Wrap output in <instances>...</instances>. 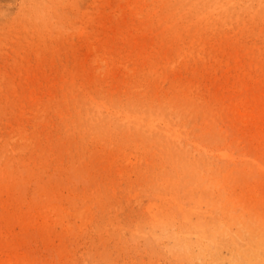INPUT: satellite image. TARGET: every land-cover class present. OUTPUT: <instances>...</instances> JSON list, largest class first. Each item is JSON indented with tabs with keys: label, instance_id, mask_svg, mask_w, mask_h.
Returning <instances> with one entry per match:
<instances>
[{
	"label": "rangeland",
	"instance_id": "rangeland-1",
	"mask_svg": "<svg viewBox=\"0 0 264 264\" xmlns=\"http://www.w3.org/2000/svg\"><path fill=\"white\" fill-rule=\"evenodd\" d=\"M243 1L0 0V184L3 183L0 185V258L12 264H264V245L254 243L257 232H261L259 227L264 228V224L255 227L251 222L254 215L264 216V90L260 91L261 87L264 89V0ZM235 15L238 17L234 18ZM223 36H227V40ZM249 47L251 50L248 51ZM214 58L218 59L215 61ZM224 59L228 60L227 66ZM257 65H261V69ZM29 91H33L32 94ZM42 93L45 94L42 96ZM244 97L246 102H243ZM217 99L219 102H215ZM228 155L232 159H227ZM35 162L39 163L37 168V164L32 165ZM227 168L228 171L232 169L231 174ZM222 182L224 186L221 187ZM25 199L33 204H28ZM202 200L209 206L212 202L214 206L210 208L206 202L202 204ZM63 211H68L66 219L61 217ZM45 212L48 217L46 214L43 217ZM80 219L84 221L76 222ZM55 222H58L57 226ZM5 234L8 235L6 238Z\"/></svg>",
	"mask_w": 264,
	"mask_h": 264
},
{
	"label": "bare ground",
	"instance_id": "bare-ground-1",
	"mask_svg": "<svg viewBox=\"0 0 264 264\" xmlns=\"http://www.w3.org/2000/svg\"><path fill=\"white\" fill-rule=\"evenodd\" d=\"M211 1H212V0H211ZM242 1H243V0H242ZM248 1H253V0H248ZM260 1H261V0H260ZM243 2H245V1H243ZM212 3H213V2H212ZM241 3H242V2H241ZM249 3H250V2H249ZM253 3H254V2H253ZM262 3H264V2H262ZM223 4H224V3H223ZM251 4H252V3H251ZM251 4H250V5H251ZM207 5H209L208 7L211 6V4H207ZM235 5H236V4H235ZM252 5H253V4H252ZM233 6H234V5H233ZM196 7L198 8V6H196ZM196 7H195V8H196ZM203 8H204V7H203ZM242 8H243V7H242ZM248 8H250V7H248ZM260 8H261V7H260ZM201 9H202V8H201ZM228 9H229V8H228ZM231 9H232V7H231ZM231 9H230V10H231ZM244 9H245V7H244ZM246 9H247V8H246ZM202 10H203V9H202ZM207 10H208V9H207ZM216 10H217V9H216ZM234 10H235V9H234ZM195 11H197V10H195ZM199 11H200V10H199ZM219 11L221 12V10H219ZM228 11H229V10H228ZM242 11H243V9H242ZM262 11H263V10H262ZM193 12H194V11H193ZM197 12H198V11H197ZM220 12H219V13H220ZM234 12H235V11H234ZM245 12H246V11H245ZM253 12H254V11H253ZM214 13H216V12H214ZM225 13H226V12H225ZM225 13H223V14H225ZM232 13H233V12H232ZM195 14H196V13H195ZM198 14H199V13H198ZM204 14H205V13H204ZM244 14H245V13H244ZM246 14H247V13H246ZM248 14H249V12H248ZM255 14L257 15V13H255ZM205 15H206V14H205ZM231 15H232V14H231ZM240 15H241V14H240ZM249 15H250V14H249ZM253 15H254V14H253ZM261 15H262V14H261ZM192 16H195V15H192ZM198 16H199V15H198ZM212 16H213V15H212ZM236 16H237V15H235L234 18H235ZM190 17H191V16H190ZM190 17H189V18H190ZM213 17H214V16H213ZM215 17H216V16H215ZM215 17H214V18H215ZM237 17H238V16H237ZM239 17H240V16H239ZM241 17H242V15H241ZM241 17H240V18H241ZM249 17H250V16H249ZM263 17H264V16H263ZM171 18H173V17H171ZM183 18H184V17H183ZM194 18H195V17H194ZM218 18H219V17H218ZM234 18L232 17L233 20H234ZM252 18H253V17H252ZM192 19H193V18H192ZM195 19H196V18H195ZM207 19H208V17L205 19V21H206ZM225 19H226V18H225ZM237 19H238V18H236V20H237ZM248 19H249V18H248ZM167 20H168V19H167ZM175 20H176V19H175ZM190 20H191V19H190ZM219 20H220V19H219ZM223 20H224V19H223ZM223 20H222V21H223ZM241 20H242V19H241ZM252 20H253V19H252ZM257 20H258V19H257ZM143 21H144V20H143ZM148 21H149V20H147V22H148ZM172 21H173V20H172ZM176 21H177V20H176ZM179 21H182V20H179ZM188 21H189V20H188ZM193 21H194V19H193ZM203 21H204V19H203ZM211 21H212V19H211ZM234 21H235V20H234ZM242 21H245V20H242ZM140 22H141V21H140ZM162 22H163V21H162ZM162 22H161V23H162ZM166 22H167V21H166ZM168 22H170V20H168ZM168 22H167V24H169ZM213 22H214V20H213ZM238 22H239V21H238ZM110 23H111V22H110ZM152 23H153V22H152ZM199 23H200V22H199ZM206 23H207V21H206ZM220 23H221V22H220ZM223 23H224V22H223ZM239 23H240V22H239ZM257 23H259V22H257ZM159 24H160V23H159ZM162 24H163V23H162ZM164 24H165V23H164ZM164 24H163V25H164ZM192 24H193V23H191V25H192ZM231 24H232V23H231ZM247 24H248V23H247ZM255 24H256V22H255ZM255 24H254V25H255ZM114 25H115V24H114ZM122 25H123V24H122ZM140 25H141V24H140ZM163 25H162V26H163ZM175 25L177 26V24H175ZM182 25H183V24H182ZM189 25H190V24H189ZM202 25H203V24H202ZM211 25H213V24H211ZM234 25H235V24H234ZM234 25H231V26L234 27ZM239 25H240V24H239ZM244 25H245V24H244ZM152 26H153V25H152ZM157 26H158V24H157ZM220 26H222V25H220ZM231 26H230V27H231ZM260 26H261V25H260ZM155 27H156V24H155ZM174 27H175V26H174ZM177 27H180V26H177ZM206 27H207V26H206ZM240 27H241V25H240ZM245 27H246V26H245ZM120 28H121V27H120ZM136 28H137V27H136ZM140 28H141V27H140ZM159 28H160V27H159ZM170 28L172 29V26H171ZM175 28H176V27H175ZM181 28H182V26H181ZM200 28H201V27H200ZM200 28H199V29H200ZM202 28H203V27H202ZM204 28H205V27H204ZM227 28H228V27H227ZM248 28H249V27H248ZM132 29H133V27H132ZM166 29H167V28H166ZM189 29H190V27H189ZM199 29H198L197 31H200ZM206 29H208V28H206ZM103 30H104V29H103ZM133 30H134V29H133ZM176 30H177V28H176ZM184 30H185V29H184ZM186 30H187V29H186ZM191 30H192V29H191ZM194 30H196V29L193 28V31H194ZM235 30H237V29H235ZM242 30H243V29H242ZM242 30H241V31H242ZM131 31H132V30H131ZM131 31H130V32H131ZM173 31H175V29H174ZM226 31H227V30H226ZM162 32H163V31H162ZM166 32H167V31H166ZM190 32H191V31H190ZM194 32H195V31H194ZM201 32H202V31H201ZM201 32H200V33H201ZM207 32H208V31H207ZM219 32H220V31H219ZM224 32H225V31H224ZM237 32H238V31H237ZM78 33H79V32H78ZM110 33H111V32H110ZM152 33H153V32H152ZM152 33H151V34H152ZM154 33H155V32H154ZM178 33H179V32H178ZM183 33H184V32H183ZM192 33H193V32H192ZM215 33H216V31H215ZM220 33H221V32H220ZM226 33H227V32H226ZM235 33H236V32H235ZM239 33H240V32H239ZM243 33H244V31H243ZM83 34H84V32H83ZM85 34H86V32H85ZM85 34H84V35H85ZM97 34H98V33H97ZM130 34H131V33H130ZM133 34H134V33H133ZM160 34H161V32H160ZM176 34H177V33H176ZM176 34H175V35H176ZM188 34H189V32H188ZM193 34H194V33H193ZM193 34H192V36H196V35H193ZM203 34H204V33H203ZM228 34H229V32H228ZM228 34H227V35H228ZM230 34H231V33H230ZM259 34H260V33H259ZM81 35H82V34H81ZM81 35H80V36H81ZM146 35H147V34H146ZM156 35H157V34H155V36H156ZM158 35H159V34H158ZM158 35H157V36H158ZM163 35H164V32H163ZM172 35H174V34H172ZM172 35H171V36H172ZM185 35H186V34H185ZM197 35H198V34H197ZM219 35L221 36V35H223V33H222V34H219ZM80 36H79V38H80ZM99 36H100V35H99ZM153 36H154V35H153ZM186 36L189 37V35H186ZM186 36H185V37H186ZM190 36H191V35H190ZM199 36H200V35H199ZM220 36H219V37H220ZM229 36H230V35H229ZM250 36H251V35H250ZM255 36L257 37V35H255ZM259 36H260V35H259ZM57 37H58V35H57ZM83 37H84V36H83ZM138 37H139V36H138ZM138 37H137V38H138ZM143 37H145V35H144ZM143 37H142V38H143ZM147 37H148V36H147ZM161 37H162V36H161ZM174 37H175V36H174ZM181 37H182V36H181ZM183 37H184V36H183ZM188 37H186V38H188ZM200 37H201V36H200ZM204 37H206V35H205ZM209 37H211V36H209ZM223 37L226 39L227 36H226V37L223 36ZM223 37H222V39H223ZM237 37H238V35H237ZM261 37H262V36H261ZM261 37H260V38H261ZM72 38H73V37H72ZM75 38H77V37H75ZM87 38H88V37H87ZM90 38H91V37H90ZM145 38H146V37H145ZM171 38H172L173 40L175 39V38H173V37H171ZM171 38H170V39H171ZM177 38H178V37H177ZM192 38H193V37H192ZM233 38H234V37H233ZM252 38H253V37H252ZM81 39H82V37H81ZM81 39H80V40H81ZM100 39L102 40V38H100ZM178 39H181L180 36H179ZM184 39H185V38H184ZM188 39H189V38H188ZM205 39H206V38H205ZM205 39H204V40H205ZM207 39H209V38H207ZM207 39H206V40H207ZM215 39H216V38H215ZM249 39H251V37H250ZM263 39H264V38H263ZM73 40H75V39H73ZM97 40H98V39H97ZM126 40H127V39H126ZM126 40H125V41H126ZM142 40H143V39H142ZM161 40H162V39H161ZM168 40H169V39H168ZM173 40H172L171 43H173ZM182 40H183V39H182ZM196 40H197V39H196ZM199 40H200V39H199ZM210 40H211V39H210ZM226 40H227V39H226ZM226 40H224V41H226ZM247 40H248V39H247ZM82 41H83V40H82ZM102 41H103V40H102ZM143 41H144V40H143ZM170 41H171V40H170ZM176 41H177V40H176ZM178 41H179V40H178ZM201 41H202V40H201ZM214 41H215V40H214ZM214 41H213V42H214ZM217 41H218V40H217ZM217 41H216V42H217ZM219 41H220V40H219ZM254 41H255V39H254ZM110 42H111V41H110ZM123 42H124V41H123ZM139 42L141 43V41H139ZM139 42H138V43H139ZM179 42H180V41H179ZM202 42H203V41H202ZM205 42H206V41H205ZM237 42H239V41H237ZM237 42H236V43H237ZM74 43H75V42H74ZM85 43H86V42H85ZM114 43H115V42H114ZM140 43H139V44H140ZM161 43H162V42H161ZM177 43H178V42H177ZM189 43H190V42H189ZM193 43H194V42L192 41V44H193ZM197 43H198V42H197ZM203 43H204V42H203ZM218 43H219V42H218ZM226 43H228V42H226ZM240 43L242 44L241 41H240ZM246 43H247V41H246ZM70 44H72V43H70ZM89 44H90V43H89ZM126 44H127V43H126ZM149 44H150V43H149ZM162 44H163V43H162ZM167 44H168V43H167ZM169 44H170V42H169ZM174 44H176V43L174 42ZM180 44H181V43H180ZM213 44H214V43H213ZM213 44H212V45H213ZM233 44H234V43H233ZM237 44H238V43H237ZM237 44H236V45H237ZM251 44H252V43H251ZM260 44H261V42H260ZM260 44H259V46H260ZM74 45H75V44H74ZM143 45H144V44H143ZM159 45H160V44H159ZM172 45H173V44H172ZM205 45H206V44H205ZM205 45H204V47H205ZM209 45L211 46V44H209ZM223 45H226V44H223ZM231 45H232V44H231ZM242 45H243V44H242ZM242 45H241V46H242ZM245 45H246V44H245ZM253 45H255V44H253ZM261 45H262V44H261ZM54 46H55V45H54ZM69 46H70V45H69ZM79 46H80V45H79ZM168 46H169V45H168ZM170 46H171V44H170ZM170 46H169V47H170ZM188 46H189V45H188ZM218 46H219V45H218ZM227 46H229V44H228ZM239 46H240V45H239ZM247 46H249V45H247ZM247 46H246V47H247ZM255 46H256V45H255ZM73 47H74V46H73ZM120 47H121V46H120ZM135 47H136V46H135ZM200 47H201V46H200ZM202 47H203V46H202ZM216 47H217V46H216ZM216 47H215V48H216ZM233 47H234V49H235V46H233ZM237 47H238V46H236V49H238ZM252 47H253V46H252ZM52 48H53V46H52ZM75 48H76V46H75ZM75 48H73V49H75ZM91 48H92V47H90V50H92ZM93 48H94V47H93ZM129 48H130V47H129ZM133 48H134V46H133ZM139 48H140V47H139ZM139 48H138V49H139ZM184 48H185V47H184ZM194 48H195V47H194ZM213 48H214V47H213ZM239 48H240V47H239ZM253 48H254V47H253ZM260 48H262V47H260ZM260 48H259V49H260ZM54 49H55V48H54ZM68 49H70V48H68ZM76 49H77V48H76ZM76 49H75V50H76ZM78 49H79V48H78ZM200 49H201V48H200ZM219 49H220V48H219ZM227 49H228V48H227ZM244 49H245V46H244ZM255 49H257V48H255ZM255 49H253V50H255ZM52 50H53V49H52ZM58 50H59V49H58ZM70 50H71V49H70ZM81 50H82V49H81ZM85 50H86V49H85ZM133 50H134V49H133ZM133 50H132V51H133ZM155 50H156V49H155ZM175 50H176V47H175ZM210 50H211V49H210ZM238 50H239V49H238ZM247 50H248V51L251 50V47H249ZM54 51H55V50H54ZM110 51H111V50H110ZM137 51H138V50H137ZM139 51H140V50H139ZM139 51H138V52H139ZM186 51H187V50H186ZM196 51H197V50H196ZM199 51H200V50H199ZM199 51H198V52H199ZM206 51H207V50H206ZM74 52H75V51H74ZM86 52H87V51H85V53H86ZM100 52H101V51H100ZM158 52H159V51H158ZM207 52H208V51H207ZM215 52H216V50H215ZM232 52L234 53V51H232ZM232 52H231V53H232ZM236 52H237V50H236ZM241 52H242V51H241ZM250 52H251V51H250ZM263 52H264V51H263ZM55 53L57 54V52H55ZM71 53H72V52H71ZM87 53H88V52H87ZM87 53H86V54H87ZM94 53H95V52H94ZM110 53H111V52H110ZM201 53H202V52H201ZM224 53H225V52H224ZM246 53L248 54V52H246ZM68 54H69V53H68ZM74 54H75V53H74ZM82 54H83V53H82ZM95 54H96V53H95ZM126 54H127V53H126ZM217 54H218V53H217ZM217 54H216V55H217ZM228 54H229V53H228ZM240 54H241V53H240ZM254 54H255V53H254ZM111 55H112V54H111ZM156 55H157V54H156ZM188 55H189V54H188ZM218 55H219V54H218ZM221 55L223 56V54H221ZM230 55H231V54H230ZM241 55H242V54H241ZM256 55H257V53H256ZM148 56H149V55H148ZM152 56H153V55H152ZM160 56H161V55H160ZM167 56H168V55H167ZM184 56H185V55H184ZM222 56H219V57H222ZM54 57H55V56H54ZM73 57H74V56H73ZM85 57H86V56H85ZM85 57H84V58H85ZM103 57H104V56H103ZM125 57H126V56H125ZM156 57H157V56H156ZM216 57H217V56H216ZM226 57H227V56H226ZM230 57H231V56H229L228 58H230ZM241 57H242V56H241ZM247 57H248V56H247ZM260 57H261V56H260ZM86 58H88V57H86ZM182 58H183V57H182ZM212 58H213V57H212ZM223 58H224V57H223ZM234 58H235V57H234ZM244 58H245V57H244ZM252 58H253V57H252ZM54 59H55V58H54ZM92 59H94V57H92ZM95 59H96V58H95ZM180 59H181V58H180ZM214 59H215V58H214ZM217 59H218V58H217ZM217 59H215V61H216ZM220 59H221V58H220ZM231 59L233 60V58H231ZM231 59H230V60H231ZM246 59H247V58H246ZM150 60H151V59H150ZM224 60H225V59H224ZM238 60H239V59H238ZM82 61H83V59H82ZM92 61H93V60H92ZM97 61H98V60H97ZM97 61H96V62H97ZM102 61H103V60H102ZM104 61H105V60H104ZM156 61H157V59H156ZM156 61H155V62H156ZM169 61H170V60H169ZM212 61H213V60H212ZM227 61H228V60H227ZM227 61L225 60L224 63H226ZM245 61H246V60H245ZM253 61H254V60H253ZM126 62H127V61H126ZM219 62H221V61H219ZM251 62H252V61H251ZM251 62H250V63H251ZM256 62H258V61H256ZM103 63H104V62H103ZM123 63H125V62H123ZM213 63H214V62H213ZM233 63H234V62H233ZM233 63H232V64H233ZM250 63H249V64H250ZM134 64H135V63H134ZM214 64H215V63H214ZM220 64H223V63H220ZM227 64H228V63H226V66H227ZM232 64L230 63V65H232ZM240 64H241V63H240ZM240 64L238 63L237 65L240 66ZM260 64H261V63H260ZM92 65H93V64H92ZM98 65H99V64H98ZM105 65H107V64H105ZM155 65H157V64H155ZM173 65H174V64H173ZM262 65H263V62H262ZM239 66H238V67H239ZM247 66H248V65H247ZM247 66H246V67H247ZM255 66H256V65H255ZM258 66H259V68H260L261 65H257V67H258ZM92 67H93V66H92ZM94 67H95V66H94ZM105 67H106V66H105ZM105 67H104V69H105ZM213 67H214V66H213ZM241 67H242V66H241ZM97 68H98V67H97ZM97 68H94V70L97 69ZM99 68H100V67H99ZM106 68H107V67H106ZM217 68H218V67H217ZM224 68H225V67H224ZM244 68H245V67H244ZM129 69L132 70L131 68H129ZM218 69H219V68H218ZM218 69H217V70H218ZM221 69H222V68H221ZM234 69H235V67L233 68V70H234ZM238 69H240V68H238ZM248 69H249V68H248ZM254 69H256V68H254ZM260 69H261V68H260ZM92 70H93V68H92ZM117 70H118V69H117ZM141 70H142V69H141ZM233 70H232V71H233ZM240 70H241V69H240ZM243 70H244V69H243ZM54 71H55V70H54ZM58 71H59V70H58ZM99 71H100V70H99ZM106 71H107V70H106ZM121 71H122V70H121ZM126 71H127V70H125V72H126ZM222 71H223V69H222ZM232 71L230 72L231 74L233 73ZM234 71H235V70H234ZM241 71H242V70H241ZM244 71H245V70H244ZM249 71H250V70H249ZM130 72H131V71H130ZM132 72H133V71H132ZM237 72H238V71H237ZM242 72H243V71H242ZM242 72H241V73H242ZM250 72H251V71H250ZM32 73H33V72H32ZM90 73H91V72H90ZM98 73H99V72H98ZM102 73H103V72H102ZM227 73H228V71H227ZM234 73H235V72H234ZM238 73H239V72H238ZM256 73H257V72H256ZM258 73H259V72H258ZM51 74H52V73H51ZM58 74H59V73H58ZM91 74H92V73H91ZM95 74H96V72H95ZM118 74H119V73H118ZM126 74H127V72H126ZM135 74H136V73H135ZM225 74H226V73H225ZM243 74H244V73H243ZM243 74H242V75H243ZM245 74H246V73H245ZM249 74H250V73H249ZM263 74H264V73H263ZM37 75H38V74H37ZM61 75H62V74H61ZM80 75H81V74H80ZM80 75H79V76H80ZM82 75H83V74H82ZM103 75L105 76V74H103ZM103 75H101V76H103ZM148 75H149V74H148ZM202 75H203V74H202ZM205 75H206V74H205ZM226 75H227V74H226ZM253 75H254V74H253ZM28 76H29V75H28ZM45 76H46V74H45ZM50 76H51V75H50ZM95 76H97V75H95ZM104 76H103V78H104ZM115 76H117V74H116ZM203 76H204V75H203ZM224 76H225V75H224ZM243 76H244V75H243ZM243 76H242V77H243ZM246 76L249 77V75H246ZM263 76H264V75H263ZM15 77H16V76H15ZM30 77H31V75H30ZM51 77H52V76H51ZM56 77H57V76H56ZM229 77H230V76H229ZM233 77H234V75H233ZM251 77H252V76H251ZM261 77H262V76H261ZM48 78H49V77H47L46 79H48ZM53 78H54V77H53ZM79 78H80V77H79ZM98 78H99V77H98ZM111 78H112V77H111ZM118 78L120 79L119 76H118ZM207 78H208V77H207ZM209 78H210V77H209ZM225 78H226V77H225ZM236 78L239 79V77H236ZM254 78H255V77H254ZM57 79H58V78H57ZM106 79H107V78H106ZM153 79H154V78H153ZM200 79H201V78H200ZM211 79H212V78H211ZM213 79H214V78H213ZM226 79L228 80L229 78L227 77ZM234 79H235V78H234ZM241 79H242V78H241ZM244 79H246V78H244ZM258 79H260V78H258ZM263 79H264V77H263ZM54 80H55V79H54ZM58 80H59V79H58ZM197 80H198V79H197ZM201 80H202V79H201ZM207 80H208V79H207ZM209 80H210V79H209ZM214 80H215V79H214ZM219 80H220V78H219ZM19 81H20V80H19ZM55 81H57V80H55ZM84 81H85V80H84ZM100 81H101V80H100ZM117 81H118V80H117ZM135 81H136V79H135ZM203 81H204V80H203ZM210 81H211V80H210ZM216 81H217V80H216ZM220 81H221V80H220ZM231 81L233 82V80H231ZM236 81H237V80H235V82H236ZM250 81L252 82L251 79H250ZM261 81H262V80H261ZM57 82H58V81H57ZM57 82H55V83H57ZM189 82H190V81H189ZM205 82H206V81H205ZM226 82H227V81H226ZM258 82H259V81H258ZM23 83H24V82H23ZM55 83H54V84H55ZM68 83L70 84L69 81H68ZM68 83H67V84H68ZM73 83H74V82H73ZM83 83H84V82H83ZM97 83H98V82H97ZM117 83H118V82H117ZM130 83H131V82H130ZM194 83H195V81H194ZM201 83H202V82H201ZM220 83H221V82H220ZM233 83H234V82H233ZM247 83H248V82H247ZM247 83H246V84H247ZM260 83H261V82H260ZM260 83H259V84H260ZM262 83H263V82H262ZM17 84H19V83H17ZM29 84H30V83H29ZM65 84H66V82H65ZM79 84H80V83H79ZM84 84H85V83H84ZM139 84H140V83H139ZM206 84H207V83H206ZM215 84H217V83L215 82ZM222 84H224V83H221V85H222ZM228 84H229V83H228ZM234 84H235V83H234ZM238 84L243 86V84H240V83H238ZM244 84H245V83H244ZM25 85H26V84H25ZM48 85H49V84H48ZM62 85H63V84H62ZM62 85H60V86H62ZM110 85H111V84H110ZM112 85H113V84H112ZM198 85H199V84H198ZM201 85H202V84H201ZM260 85H261V84H260ZM60 86H59V87H60ZM75 86H76V84H75ZM75 86H74V87H75ZM81 86H82V85H81ZM81 86H80V87H81ZM84 86H85V85H84ZM140 86H141V85H140ZM203 86H205V85H203ZM207 86H208V84H207ZM224 86H225V85H224ZM230 86H231V85H230ZM242 86H241V88H242ZM245 86H247V85H245ZM256 86H257V85L255 84V87H256ZM2 87H3V86H2ZM6 87H7V86H6ZM8 87H9V85H8ZM15 87H17V86H15ZM15 87H14V88H15ZM26 87H27V86H26ZM32 87H33V86H32ZM43 87H44V86H43ZM47 87H48V86H47ZM52 87H53V86H52ZM67 87H68V86H67ZM71 87L73 88L72 85H71ZM88 87H89V86H88ZM91 87H92V86H91ZM133 87H134V86H133ZM138 87H139V86H138ZM185 87H187V86H185ZM218 87H222V86H218ZM218 87H216V89H217ZM233 87H234V86H233ZM253 87H254V86H253ZM253 87H252V89H253ZM263 87H264V83H263ZM49 88H50V85H49ZM69 88H70V87H69ZM75 88H76V87H75ZM78 88H79V87H78ZM81 88H82V87H81ZM81 88H79V89H81ZM110 88H111V87H110ZM110 88H109V89H110ZM204 88H205V87H204ZM226 88L229 90L228 85H227ZM249 88H250V87H249ZM249 88H248V89H249ZM15 89H16V88H15ZM17 89H18V88H17ZM23 89H24V88H23ZM34 89H36V88H34ZM34 89H33V90H34ZM50 89H51V88H50ZM101 89H102V88H101ZM115 89H116V87H115ZM121 89H122V88H121ZM208 89H209V88H208ZM210 89H211V88H210ZM218 89H219V88H218ZM221 89H222V88H221ZM224 89H225V88H224ZM235 89H236V88H235ZM243 89H244V88H243ZM261 89H262V90H260V91H263V90H264L262 87H261ZM76 90H77V89H76ZM93 90H94V89H93ZM104 90H105V89H104ZM111 90H114V89L112 88ZM193 90H194V89H193ZM193 90H192V91H193ZM197 90H198V88H197ZM206 90H207V89H206ZM233 90H234V89H233ZM2 91H3V90H2ZM8 91H9V90H8ZM14 91H15V90H14ZM68 91H70V89H69ZM107 91H108V89H107ZM116 91H117V90H116ZM242 91H243V90H242ZM242 91H241V92H242ZM246 91H248V90H246ZM254 91H255V90H254ZM3 92H5V91H3ZM31 92H33V91H31ZM31 92L29 91V93H31ZM48 92H51V91H48ZM48 92H47V93H48ZM65 92H66V91H65ZM97 92H98V91H97ZM111 92H112V91H111ZM113 92H114V91H113ZM113 92H112V93H113ZM185 92H186V91H185ZM224 92H225V91H224ZM224 92H223V94H224ZM232 92H233V91H232ZM235 92H239V91H235ZM249 92H250V91H249ZM15 93H16V91H15ZM38 93H39V92H38ZM47 93H46V94H47ZM67 93H68V92H67ZM71 93H72V92H71ZM89 93H90V91H89ZM102 93H103V92H102ZM112 93H111V94H112ZM150 93H151V92H150ZM153 93H154V92H153ZM156 93H157V92H156ZM167 93H168V92H167ZM169 93H170V92H169ZM194 93H195V92H194ZM196 93H197V92H196ZM246 93H247V92H246ZM246 93H245V94H246ZM250 93H251V92H250ZM253 93H254V92H253ZM31 94H32V93H31ZM34 94H35V93H34ZM43 94H45V93H42V96H43ZM65 94H66V93H65ZM68 94H69V93H68ZM68 94H66V95H68ZM72 94H73V93H72ZM75 94H76V93H75ZM186 94H187V93H186ZM197 94H198V93H197ZM206 94H207V93H206ZM217 94H218V92H217ZM219 94H221V93H219ZM231 94H232V93H231ZM234 94L236 95L237 93H234ZM234 94H233V96H234ZM247 94H248V93H247ZM254 94H255V93H254ZM258 94H259V93H258ZM260 94H261V93H260ZM260 94H259V96H260ZM263 94H264V93H263ZM7 95H8V94H7ZM24 95H25V94H24ZM52 95H53V94H52ZM66 95H65V96H66ZM73 95H74V94H73ZM90 95H91V94H90ZM103 95H104V94H103ZM128 95H129V94H128ZM213 95H214V94H213ZM221 95H222V94H221ZM221 95H220V96H221ZM227 95H228V94H227ZM227 95H226V97H228ZM241 95H242V94H241ZM249 95H250V94H249ZM5 96H6V95H5ZM29 96H30V94H29ZM31 96H32V95H31ZM57 96H58V95H57ZM61 96H62V95H61ZM68 96H72V95H68ZM80 96H81V95H80ZM104 96L106 97V95H104ZM113 96H114V95H113ZM131 96H132V95H131ZM153 96H154V95H153ZM165 96H166V95H165ZM185 96H186V95H185ZM189 96H191V95H189ZM196 96H197V95H196ZM244 96H245V95H244ZM17 97H18V96H17ZM26 97H27V96H26ZM26 97H25V99H26ZM32 97H33V96H32ZM39 97H40V96H38V98H39ZM66 97H67V96H66ZM74 97H75V96H74ZM89 97H90V96H89ZM93 97L95 98V96H93ZM105 97H104V98H105ZM125 97H126V96H125ZM136 97H137V96H136ZM138 97H139V96H138ZM154 97H155V96H154ZM201 97H202V96H201ZM204 97H205V96H204ZM245 97H246V96H245ZM245 97H244V99H243V102H246V101H245ZM257 97H258V95H257ZM257 97H254V98L256 99ZM8 98H9V97H8ZM15 98H16V96H15ZM57 98H58V97H57ZM71 98H72V97H71ZM77 98H78V97H77ZM104 98H102V99L104 100ZM172 98H173V100H174V97H172ZM175 98H176V97H175ZM183 98H184V96H183ZM190 98H191V97H190ZM196 98H197V97H196ZM207 98H208V97H207ZM215 98H218V97L215 96ZM219 98H220V97H219ZM219 98H218V99H219ZM248 98H250V97L248 96ZM1 99H2V98H1ZM33 99H35V98H33ZM33 99H32V100H33ZM36 99H37V98H36ZM36 99H35V100H36ZM40 99H41V98H40ZM55 99H56V98H55ZM78 99H79V98H78ZM86 99H87V98H86ZM92 99H93V98H92ZM108 99H109V97H108ZM116 99H117V98H116ZM119 99H120V97H119ZM123 99H124V98H123ZM165 99H166V98H165ZM209 99H210V97H209ZM218 99H217V101H215V102H219L220 99H219V100H218ZM221 99H222V98H221ZM223 99H224V98H223ZM225 99H226V98H225ZM251 99H253V98L251 97ZM258 99H259V98H258ZM21 100H23V99L21 98ZM26 100H28V99H26ZM29 100H30V99H29ZM35 100H34V101H35ZM42 100H43V99H42ZM66 100L69 101V98H68V99L66 98ZM94 100H95V99H94ZM113 100H114V99H113ZM176 100L178 101V99H176ZM246 100H247V99H246ZM253 100H254V99H253ZM259 100H260V99H259ZM24 101H25V100H24ZM44 101H46V100H44ZM50 101H51V99H50ZM72 101H73V99H72ZM78 101H79V100H78ZM109 101H110V100H109ZM109 101H108V102H109ZM141 101H142V100H141ZM161 101H162V100H161ZM184 101H185V100H184ZM190 101H191V100H190ZM209 101H212V100H209ZM221 101H222V100H221ZM239 101H240V99H239ZM239 101H238V102H239ZM241 101H242V98H241ZM255 101H256V100H255ZM10 102H11V101H10ZM20 102H21V101H20ZM26 102H29V101H26ZM26 102H25V103H26ZM62 102H63V101H62ZM62 102H61V103H62ZM84 102H85V101H84ZM84 102H83V103H84ZM159 102H160V101H159ZM185 102H186V101H185ZM198 102H199V101H198ZM198 102H197V103H198ZM248 102H249V101H248ZM32 103H33V101H32ZM32 103H31V104H32ZM36 103H37V102H36ZM39 103H40V101H39ZM66 103H67V102H66ZM70 103H72V102H70ZM79 103H80V101H79ZM83 103H82V104H83ZM116 103L118 104V102H116ZM116 103H115V104H116ZM119 103H120V102H119ZM133 103H134V102H133ZM138 103H139V102H138ZM180 103H181V102H180ZM190 103H191V102H190ZM210 103H211V102H210ZM239 103H240V102H239ZM249 103H250V102H249ZM249 103H247V104H249ZM252 103H253V101H252ZM263 103H264V102H263ZM263 103H262V104H263ZM20 104H21V103H20ZM23 104H24V103H23ZM46 104H48V103H46ZM46 104H45V105H46ZM77 104H78V103H77ZM86 104H87V103H86ZM112 104H113V102H112ZM112 104H111V105H112ZM134 104H136V103H134ZM148 104H149V103H148ZM148 104H147V105H148ZM157 104H158V103H157ZM176 104H177V103H176ZM199 104H201V103H199ZM215 104H216V103H215ZM226 104H227V103H226ZM253 104H254V103H253ZM256 104H257V103H256ZM11 105H12V104H10V107H12ZM43 105H44V104H43ZM64 105H65V104H64ZM68 105H70V104H68ZM68 105H67V106H68ZM93 105H95V104H93ZM139 105H140V104H139ZM150 105H151V104H150ZM170 105H171V104H170ZM180 105H181V104H180ZM224 105H225V104H224ZM241 105H242V104H241ZM241 105H240V107H241V109H242V106H243V105H242V106H241ZM13 106H14V105H13ZM29 106H30V105H29ZM57 106H58V105H57ZM84 106H85V105H84ZM109 106H110V105H109ZM151 106H152V105H151ZM157 106H158V105H157ZM160 106L162 107V105H160ZM231 106H232V105H231ZM251 106H252V105H251ZM257 106H259V105H257ZM257 106H256V107H257ZM1 107H3V106H1ZM23 107H24V105H23ZM25 107H27V106H25ZM37 107H38V106H37ZM53 107H55V106H53ZM63 107H64V106H63ZM78 107H80V106H78ZM130 107L132 108L131 110H133L134 107H132V104H131ZM135 107H136V105H135ZM137 107H139V106H137ZM143 107H144V106H143ZM177 107H178V106H177ZM179 107H182V106H179ZM184 107H185V105H184ZM218 107H219V106H218ZM232 107H233V106H232ZM240 107H238V108H240ZM246 107H248V106H246ZM246 107L244 106V108H246ZM256 107H255V108H256ZM261 107H262V106H261ZM261 107H260V108H261ZM20 108H22V106H21ZM64 108H65V107H64ZM66 108H67V107H66ZM82 108H83V107H82ZM220 108H222V106H220ZM220 108H219V109H220ZM228 108H229V107H228ZM249 108H250V107H249ZM6 109H7V108H6ZM87 109H88V108H87ZM87 109H86V110H87ZM96 109H97V108H96ZM110 109H111V108H110ZM126 109H127V108H126ZM166 109H167V108H166ZM180 109H181V108H180ZM186 109H187V108H186ZM186 109H184V110H186ZM195 109H197V108H195ZM198 109H199V108H198ZM230 109H231V107H230ZM233 109H235V108H233ZM21 110H22V112H23V109H21ZM21 110H19V114L21 113ZM42 110H43V108L41 109V111H42ZM48 110H50V109H48ZM65 110H66V109H65ZM77 110H78V109H77ZM121 110H122V109H121ZM154 110H155V109H154ZM181 110L183 111V109H181ZM235 110H237V109H235ZM251 110H252V107H251ZM251 110H250V111H251ZM56 111H57V110H56ZM91 111H92V110H91ZM105 111H106V110H105ZM113 111H114V110H113ZM118 111H119V110H118ZM128 111H130V110H128ZM137 111H139V110H137ZM142 111H143V110H141V112H142ZM148 111H149V110H148ZM201 111H202V110H200L199 112H201ZM221 111H222V110H221ZM245 111H246V110H245ZM259 111H260V110H259ZM42 112H43V111H42ZM42 112H41V114H42ZM47 112H48V111H47ZM61 112H62V111H61ZM68 112H69V111H68ZM68 112H67V113H68ZM97 112H98V111H97ZM103 112H104V111H103ZM154 112H155V111H154ZM159 112H161V111H159ZM197 112H198V111H197ZM237 112L239 113V110H238ZM261 112H262V111H261ZM23 113H24V112H23ZM27 113H28V112H27ZM48 113H49V112H48ZM69 113H70V112H69ZM73 113H74V112H73ZM75 113H76V112H75ZM77 113H78V112H77ZM86 113H87V112H86ZM100 113H101V112H100ZM128 113H129V112H128ZM150 113H151V111H150ZM204 113H205V112H204ZM234 113H235V112H234ZM241 113H242V112H241ZM241 113H240V114H241ZM262 113L264 114V111H263ZM11 114L13 115V113H11ZM25 114H26V113H25ZM39 114H40V113H39ZM59 114H60V113H59ZM59 114H58V115H59ZM65 114H66V113H65ZM65 114H64V116H65ZM95 114H96V113H95ZM97 114H98V113H97ZM114 114H115V113H114ZM130 114H131V113H130ZM148 114H149V112H148ZM155 114H156V113H155ZM157 114H158V113H157ZM177 114H178V113H177ZM181 114H182V113H181ZM202 114H203V113H202ZM243 114H244V113H243ZM102 115H103V114H102ZM106 115H107V114H106ZM120 115H121V114H120ZM208 115H209V114H208ZM250 115H252V113H251ZM261 115H262V114H260V116H261ZM43 116H45V114H44ZM70 116H71V115H70ZM76 116H77V115H76ZM88 116H89V115H88ZM88 116H87V117H88ZM92 116H94V115H92ZM92 116H89V117L92 118ZM98 116H99V115H97V117H98ZM111 116H113V115H111ZM115 116H116V114H115ZM121 116H122V115H121ZM131 116H132V115H131ZM131 116H130V117H131ZM160 116H161V115H160ZM162 116H163V115H162ZM188 116H189V115H188ZM239 116H240V115H239ZM243 116H244V115H243ZM253 116H255V115H253ZM262 116H263V115H262ZM15 117H16V115H15ZM59 117H60V116H59ZM77 117H78V116H77ZM97 117H96V118H97ZM106 117H107V116H106ZM108 117H109V116H108ZM123 117H125V116H123ZM137 117H139V116H137ZM137 117H136V118H137ZM142 117H144V116H142ZM198 117H199V116H198ZM202 117H203V116H202ZM223 117H224V116H223ZM240 117H242V115H241ZM247 117H248V116H247ZM251 117H252V116H251ZM9 118H10V117H9ZM27 118H28V117H27ZM85 118H86V117H85ZM96 118H95V120H96ZM98 118H100V117H98ZM98 118H97V120H98ZM153 118H155V117H153ZM158 118H159V117H158ZM158 118H156V119H158ZM162 118H163V117H162ZM169 118H170V117H169ZM243 118H244V117H243ZM29 119H30V118H29ZM32 119H33V118H32ZM62 119H63V118H62ZM88 119H89V118H88ZM106 119H107V118H106ZM108 119H109V118H108ZM140 119H141V118H140ZM170 119H171V118H170ZM195 119H196V118H195ZM207 119H208V118H207ZM228 119H229V118H228ZM245 119H246V118H245ZM51 120H52V119H51ZM97 120H96V121H97ZM122 120H123V119H122ZM130 120H131V119H130ZM132 120H133V119H132ZM164 120H165V119H164ZM174 120H175V119H173V121H174ZM196 120H197V119H196ZM220 120H221V119H220ZM250 120H251V119H250ZM255 120H256V119H255ZM7 121H8V120H7ZM16 121H17V120H16ZM73 121H74V120H73ZM87 121H89V120H87ZM115 121L117 122L116 119H115ZM120 121H121V120H119V122H120ZM147 121H148V120H147ZM147 121H146V122H147ZM152 121H154V120H152ZM165 121H166V120H165ZM199 121H200V120H199ZM212 121H213V120H212ZM242 121H244V120H242ZM242 121H241V122H242ZM246 121H247V120H246ZM12 122H13V121H12ZM14 122H15V121H14ZM27 122H28V121H27ZM91 122H92V121H91ZM107 122H108V121H107ZM113 122H114V120H113ZM113 122H111V123H113ZM116 122H115V124H116ZM134 122H135V120H134ZM142 122H143V121H142ZM146 122H145V124H146ZM161 122H162V121H161ZM163 122H164V121H163ZM188 122H189V121H188ZM255 122H257V121H255ZM255 122H254V123H255ZM6 123H7V122H6ZM37 123H38V122H37ZM45 123H46V122H45ZM45 123H44V125H45ZM73 123H74V122H73ZM75 123H76V122H75ZM78 123H79V121H78ZM82 123H83V122H82ZM92 123H93V122H92ZM108 123H110V122H108ZM108 123H107V124H108ZM117 123H118V122H117ZM126 123H127V122H126ZM151 123H152V122H151ZM156 123H157V122H156ZM178 123H179V121L177 122V124H178ZM206 123H207V122H206ZM244 123H245V122H244ZM7 124H8V123H7ZM7 124H6V125H7ZM10 124H11V123H10ZM47 124H48V123H47ZM53 124H54V123H53ZM66 124H67V123H66ZM115 124H114V125H115ZM168 124H169V123H168ZM173 124H176V123H173ZM246 124H247V123H246ZM250 124H251V123H250ZM42 125H43V124H42ZM76 125H79V124H76ZM108 125H109V124H108ZM114 125H113V126H114ZM126 125H128V124H126ZM139 125H143V124L140 123ZM147 125H148V124H147ZM154 125H155V124H154ZM201 125H204V124H201ZM241 125H242V124H241ZM252 125H253V124H252ZM259 125H260V124H259ZM263 125H264V124H263ZM52 126H53V125H52ZM162 126H163V125H162ZM164 126H165V125H164ZM230 126H231V124H230ZM254 126H255V124H254ZM257 126H258V124H257ZM257 126H256V127H257ZM20 127H21V126H20ZM29 127H30V126H29ZM53 127H54V126H53ZM66 127H67V126H66ZM114 127H116V126H114ZM145 127H146V126H145ZM148 127H149V125H148ZM155 127H156V126H155ZM175 127H177V126H175ZM222 127H223V126H222ZM240 127H241V126H240ZM240 127H239V128H240ZM248 127H249V126H248ZM248 127H247V128H248ZM263 127H264V126H263ZM0 128H1V127H0ZM111 128H112V127H111ZM111 128H108V129H111ZM121 128H122V127H121ZM138 128H139V127H138ZM162 128H163V127H162ZM189 128H190V127H189ZM203 128H204V127H203ZM37 129H38V128H37ZM105 129H106V128H105ZM108 129H107V130H108ZM112 129H113V128H112ZM149 129H150V128H149ZM156 129H158V127H156ZM163 129H165V128H163ZM166 129H167V128H166ZM179 129H180V128H179ZM248 129H250V128H248ZM26 130H27V129H26ZM152 130H153V129H152ZM154 130H155V129H154ZM172 130H173V129H172ZM183 130H184V129H182V131H183ZM186 130H187V129H186ZM186 130H184V131H186ZM238 130H239V129H238ZM253 130H254V129H253ZM259 130H261V129L259 128ZM9 131H10V129L8 130V132H9ZM31 131H32V130H31ZM75 131H76V130H75ZM110 131H111V130H110ZM156 131H157V130H156ZM156 131H154V132H156ZM165 131H166V130H165ZM168 131H169V130H168ZM178 131H179V130H178ZM180 131H181V130H180ZM10 132H11V131H10ZM72 132H74V131H72ZM115 132H116V131H115ZM121 132H122V131H121ZM148 132L150 133L151 131L149 130ZM158 132H159V131H158ZM160 132H161V131H160ZM205 132H206V130H205ZM208 132H209V131H208ZM260 132H261V131H260ZM260 132H259V133H260ZM2 133H3V132H2ZM32 133H33V132H32ZM48 133H49V132H48ZM75 133H76V132H75ZM161 133H162V132H161ZM161 133H158V134L161 135ZM168 133H169V132H168ZM173 133H174V132H173ZM186 133H188V132H186ZM246 133H247V132H246ZM257 133H258V132H257ZM15 134H16V133H15ZM29 134H30V133H29ZM170 134H171V133H170ZM180 134H181V133H180ZM262 134H263V133H262ZM6 135H7V134H6ZM32 135H34V134H32ZM163 135H164V134H163ZM163 135H162V136H163ZM165 135H166V134H165ZM175 135H176V134H175ZM184 135H185V134H184ZM242 135H243V134H242ZM246 135H247V134H246ZM79 136H80V135H79ZM143 136H144V135H143ZM171 136H172V135H171ZM173 136H174V135H173ZM186 136H187V135H186ZM186 136H185V137H186ZM243 136H244V135H243ZM12 137H13V136H12ZM12 137H11V138H12ZM144 137H145V136H144ZM168 137H169V136H168ZM168 137H167V138H168ZM234 137H235V136H234ZM17 138H18V137H17ZM169 138H171V137H169ZM36 139H37V138H36ZM39 139H40V138H39ZM97 139H98V138H97ZM160 139H161V138H160ZM180 139H181V137H180ZM180 139H179V140H180ZM235 139H236V138H235ZM5 140H6V139H5ZM40 140H41V139H40ZM44 140H45V139H44ZM68 140H69V139H68ZM74 140H75V139H74ZM167 140H168V139H167ZM173 140H174V139H173ZM249 140H250V139H249ZM42 141H43V140H42ZM52 141H53V140H52ZM170 141H171V140H170ZM175 141H177V140H175ZM175 141H174V142H175ZM185 141H186V140H185ZM192 141H193V140H192ZM1 142H2V141H1ZM37 142H38V141H37ZM136 142L139 143L138 141H136ZM171 142H172V141H171ZM177 142H178V141H177ZM181 142H182V141H181ZM183 142H184V141H183ZM60 143H62V142H60ZM74 143H75V142H74ZM133 143H134V142H133ZM192 143H193V142H192ZM260 143H262V141H261ZM260 143H259V144H260ZM3 144H5V143H3ZM10 144H11V143H10ZM23 144H24V143H23ZM62 144H63V143H62ZM71 144H72V143H71ZM170 144H172V143H170ZM195 144H196V143H195ZM37 145H38V144H37ZM54 145H55V144H54ZM63 145H64V144H63ZM1 146H2V144H1ZM3 146H4V145H3ZM35 146H36V145H35ZM61 146H62V145H61ZM175 146H178V145L176 144ZM258 146H259V145H258ZM260 146H261V145H260ZM14 147H16V146H14ZM23 147H24V146H23ZM36 147H38V146H36ZM43 147H44V146H43ZM52 147H53V146H52ZM0 148H1V147H0ZM20 148H21V147H20ZM177 148H178V147H177ZM2 149H3V148H2ZM36 149H37V148H36ZM76 149H77V148H76ZM133 149H134V148H133ZM186 149H187V148H186ZM37 150H38V149H37ZM37 150H36V151H37ZM101 150H103V149H101ZM109 150H110V149H109ZM131 150H132V149H131ZM135 150H136V149H135ZM1 151H2V150H1ZM129 151H130V150H129ZM222 151H223V150H222ZM27 152H28V151H27ZM27 152H26V153H27ZM45 152H46V151H45ZM53 152H54V151H53ZM156 152H157V151H156ZM204 152H205V151H204ZM28 153H29V152H28ZM105 153H106V152H105ZM211 153H212V152H211ZM230 153H231V152H230ZM5 154H6V153H5ZM23 154H25V153L23 152ZM44 154H45V153H44ZM62 154H64V152H63ZM150 154H151V153H150ZM231 154H232V153H231ZM51 155H52V154H51ZM145 155H146V154H145ZM257 155H258V154H257ZM4 156H5V155H3V157H4ZM6 156H7V155H6ZM12 156H13V155H12ZM24 156H25V155H24ZM105 156H106V155H105ZM119 156H120V155H119ZM210 156H211V155H210ZM13 157H14V156H13ZM13 157H12V160H15V159H13ZM38 157H39V156H38ZM170 157H171V156H170ZM229 157H231V156L228 155V158L225 156V158H227V159H230ZM243 157H244V156H243ZM8 158H9V157H8ZM59 158H60V156H59ZM182 158H183V156H182ZM221 158H222V155H221ZM223 158H224V157H223ZM263 158H264V157H263ZM30 159H31V158H30ZM42 159H43V158H42ZM45 159H46V158H45ZM231 159H232V157H231ZM2 160H3V159H2ZM5 160H7V159H5ZM20 160H21V159H20ZM20 160H19V161H20ZM37 160H38V159H37ZM37 160H36V161H37ZM184 160H185V159H184ZM30 161H31V160H30ZM30 161H29V163H30ZM32 161H33V160H32ZM34 161H35V160H34ZM45 161H46V160H45ZM199 161H200V160H199ZM262 161H264V160H262ZM41 162H42V161H41ZM57 162H58V161H57ZM254 162H255V161H254ZM14 163H15V162H14ZM20 163H23V164H24V162H20ZM32 163H33V162H32ZM52 163H53V162H52ZM161 163H162V162H161ZM5 164H7V163H5ZM18 164H19V163H18ZM23 164H22V165H23ZM36 164H37V166H36L35 168L38 167V164H39V163H36V162H35L34 164H32V165H36ZM54 164H55V163H54ZM56 164H57V163H56ZM19 165H20V164H19ZM29 165H30V164H29ZM44 165H45V164H44ZM52 165H53V164H52ZM258 165H259V164H258ZM1 166H2V165H1ZM12 166H13V165H12ZM20 166H21V165H20ZM56 166H57V165H56ZM41 167H42V166H41ZM43 167H44V166H43ZM4 168H5V167H4ZM14 168H15V166H14ZM204 168H205V167H204ZM214 168H215V166H214ZM214 168H213V169H214ZM15 169H16V168H15ZM229 169H230V168H229ZM243 169H244V167H243ZM2 170H3V168H2ZM31 170H32V169H31ZM53 170H54V169H53ZM58 170H59V168H58ZM154 170H155V169H154ZM208 170H209V169H208ZM227 171H228V168H227ZM4 172H6V171H4ZM9 172H10V171H9ZM31 172H32V171H31ZM47 172H48V171H47ZM223 172H224V171H223ZM228 172H230V174H231L232 169H231V171L229 170ZM228 172H227V173H228ZM257 172H258V171H257ZM262 172H264V171H262ZM10 173L12 174L13 172H10ZM10 173L7 172V174H10ZM14 173H15V172H14ZM16 173H17V172H16ZM16 173H15V174H16ZM22 173H23V172H22ZM33 173H34V172H33ZM48 173H49V172H48ZM227 173H226V174H227ZM17 174H18V173H17ZM25 174H27V173H25ZM34 174H35V173H34ZM210 174H211V173H210ZM157 175H159V174H157ZM179 175H180V174H179ZM222 175H224L223 177H226L225 174H222ZM9 176H10V175H9ZM28 176H29V175H28ZM59 176H60V174H59ZM149 176H150V174H149ZM3 177H4V176H3ZM7 177H8V176H7ZM10 177H11V176H10ZM10 177H9V178H10ZM43 177H44V176H43ZM234 177H235V176H234ZM39 178H40V177H39ZM143 178H144V177H143ZM166 178H167V177H165L164 179H166ZM229 178H231V177L229 176ZM35 179H37V178H35ZM133 179H134V178H133ZM136 179H137V178H136ZM164 179H163V180H164ZM167 179H168V178H167ZM173 179H174V178H173ZM177 179H178V178H177ZM208 179H210V178H208ZM215 179H216V178H215ZM32 180H33V179H32ZM32 180H31V182H33ZM46 180H47V179H46ZM134 180H135V179H134ZM161 180H162V179H161ZM211 180H212V179H211ZM213 180H214V179H213ZM217 180H218V178H217ZM217 180H216V181H217ZM35 181H36V180H35ZM39 181H40V180H39ZM138 181H139V180H138ZM195 181H196V180H195ZM29 182H30V181H29ZM43 182H44V181H43ZM158 182H159V181H158ZM172 182L174 183V180H173ZM207 182H208V181H207ZM17 183H18V182H17ZM46 183H47V182H46ZM1 184L3 185V183H1ZM1 184H0V185H1ZM6 184H7V182H6ZM23 184H24V183H23ZM31 184H32V183H31ZM36 184H38V183H36ZM39 184H40V183H39ZM44 184H45V182H44ZM201 184H202V183H201ZM206 184H207V183H206ZM209 184H211V181L209 182ZM222 184H223V182L221 183V187H222ZM252 184H253V183H252ZM254 184H255V183H254ZM4 185H5V184H4ZM18 185H19V184H18ZM173 185H174V184H173ZM261 185H262V184H261ZM44 186H45V185H44ZM160 186H161V184H160ZM223 186H224V184H223ZM263 186H264V185H263ZM12 187H13V184H12ZM33 187H34V186H33ZM40 187H41V185H40ZM45 187H46V186H45ZM48 187H49V185H48ZM135 187H136V186H135ZM156 187H157V186H156ZM175 187H177V186H175ZM194 187H195V186H194ZM217 187H218V185H217ZM248 187H249V186H248ZM261 187H262V186H261ZM35 188H36V187H35ZM41 188H42V187H41ZM187 188H188V187H187ZM196 188H197V187H196ZM208 188H209V187H208ZM210 188H211V187H210ZM244 188H245V187H244ZM27 189H28V187H27ZM31 189H32V188H31ZM42 189H43V188H42ZM44 189H45V188H44ZM46 189H47V188H46ZM46 189H45V190H46ZM53 189H54V188H53ZM61 189H62V188H61ZM167 189H168V188H167ZM169 189H170V187H169ZM174 189H175V188H174ZM215 189H217V188L215 187ZM220 189H221V188H220ZM220 189H219V190H220ZM245 189H246V188H245ZM28 190H30V189H28ZM32 190H33V189H32ZM141 190H142V189H141ZM176 190H177V189H176ZM181 190H182V189H181ZM188 190H189V189H188ZM193 190H194V189H193ZM203 190H204V189H203ZM223 190H224V189H223ZM237 190H238V189H237ZM240 190H241V189H240ZM34 191H36V190H34ZM40 191H41V190H40ZM42 191H44V190H42ZM167 191H168V190H167ZM184 191H185V190H184ZM190 191H191V188H190ZM196 191H197V190H196ZM205 191H207V190H205ZM211 191H212V190H211ZM246 191H247V190H246ZM32 192H33V191H32ZM135 192H136V191H135ZM150 192H151V191H150ZM172 192H173V191H172V188H171V194H172ZM175 192H176V191H175ZM200 192H201V191H200ZM203 192H204V191H203ZM207 192H208V191H207ZM229 192H231V190H230ZM36 193L38 194V193H40V192H36ZM43 193H44V192H43ZM53 193H55V192H53ZM192 193H193V192H192ZM204 193H205V192H204ZM208 193H209V192H208ZM219 193H220V192H219ZM27 194H28V193H27ZM56 194H57V191H56ZM141 194H142V193H141ZM141 194H140V195H141ZM190 194H191V193H190ZM210 194L212 195L211 192H210ZM228 194H229V193H228ZM41 195H42V194H41ZM61 195H62V194H61ZM169 195H170V194H169ZM219 195H220V194H219ZM258 195H259V194H258ZM258 195H257V196H258ZM10 196H12V195H10ZM29 196H30V195H29ZM47 196H49V195H47ZM62 196H63V195H62ZM198 196H199V195H198ZM208 196H209V195H208ZM41 197H42V196H41ZM54 197H55V195H54ZM200 197H201V195H200ZM203 197H205V194H204ZM210 197H211V196H210ZM210 197H208V198H210ZM217 197H218V196H217ZM248 197H249V196H248ZM16 198H17V197H16ZM16 198H15V199H16ZM45 198H46V197H45ZM72 198H73V197H72ZM183 198H184V197H183ZM193 198H194V197H193ZM254 198H255V197H254ZM41 199H42V198H41ZM50 199H51V197H50ZM64 199H65V198H64ZM166 199H167V198H166ZM168 199H169V198H168ZM201 199H202V198H201ZM204 199H205V198H204ZM219 199H221V198H219ZM25 200H26V199H25ZM57 200H58V199H57ZM66 200H67V199H66ZM172 200H173V199H172ZM210 200H211V198H210ZM210 200H209V201H210ZM221 200H222V199H221ZM231 200H232V199H231ZM236 200H237V199H236ZM8 201H9V200H8ZM37 201H39V199H38ZM41 201H42V200H41ZM45 201H46V200H45ZM49 201H50V200H49ZM61 201H62V200H61ZM144 201H145V199H144ZM165 201H166V200H165ZM211 201H213V200H211ZM216 201H217V200H215V203H216ZM10 202H11V201H10ZM10 202H9V203H10ZM26 202H27V200H26ZM33 202H34V201H33ZM47 202H48V200H47ZM59 202H60V201H59ZM64 202H65V201H64ZM69 202H70V201H68V203H69ZM161 202H162V201H161ZM174 202H175V201H174ZM202 202H203V200H202ZM205 202H206V201H205ZM205 202H203L202 204H204ZM213 202H214V201H213ZM227 202H228V199H227ZM16 203H17V202H14V204H16ZM27 203H28V202H27ZM35 203H37V202H35ZM35 203H34V204H35ZM207 203H208V202H206V204H207ZM232 203H233V202H232ZM22 204H23V200H22ZM28 204H31V202L28 203ZM32 204H33V203H32ZM32 204H31V205H32ZM44 204H45V202H44ZM61 204H62V203H61ZM65 204H66V203H65ZM199 204H200V203H199ZM250 204H251V202H250ZM263 204H264V203H263ZM0 205H1V204H0ZM47 205H48V204H47ZM207 205H208V204H207ZM211 205L214 206V204H212V202L210 203V206H209V205H208V206L211 208ZM25 206H26V205H25ZM40 206H41V205H40ZM165 206H166V204H165ZM195 206H196V205H195ZM221 206H222V205H221ZM229 206L231 207V206H233V204H229ZM249 206H250V205H249ZM31 207H32V206H31ZM36 207H37V206H36ZM42 207H43V206H42ZM42 207H41V208H42ZM45 207H46V206H45ZM153 207H154V206H153ZM153 207H152V209H153ZM166 207H167V206H166ZM180 207H181V204H180ZM196 207H197V206H196ZM196 207H193V208H194V209H197ZM203 207H204V205H203ZM239 207H240V206H239ZM241 207H242V206H241ZM8 208H9V207H8ZM22 208H23V207H22ZM27 208H28V207H27ZM34 208H35V207H34ZM168 208H169V207H168ZM168 208H167V209H168ZM218 208H220V207H218ZM0 209H1V208H0ZM11 209H12V208H11ZM17 209H18V207H17ZM17 209H16V210H17ZM37 209H40V208H37ZM46 209H47V208H46ZM53 209H54V208H53ZM53 209H52V210H53ZM58 209H59V208H58ZM88 209H89V208H88ZM154 209H155V207H154ZM252 209H254V208H252ZM1 210H2V209H1ZM24 210H25V209H24ZM32 210H33V209H32ZM35 210H36V208H35ZM55 210H56V209H55ZM55 210H54L53 212H55ZM63 210H64V209H63ZM86 210H87V209H86ZM191 210H192V209H191ZM198 210H199V209H198ZM215 210H216V209H215ZM240 210H242V209H240ZM44 211H45V210H44ZM47 211H48V210H47ZM50 211H51V210H50ZM56 211H58V210H56ZM59 211H60V210H59ZM65 211H66V210H65ZM87 211H88V210H87ZM167 211H168V210H167ZM177 211H178V210H177ZM196 211H197V210H196ZM196 211H195V212H196ZM236 211H237V210H236ZM252 211H253V210H252ZM8 212H9V211H8ZM10 212H11V211H10ZM13 212H14V211H13ZM60 212H61V211H60ZM63 212H64V211H63ZM67 212H68V211H67ZM67 212H64V215L62 214L61 217L64 216V218H65V213L67 214ZM82 212H83V211H82ZM82 212H81V214H82ZM193 212H194V211H193ZM201 212H202V211H201ZM216 212H218V211H216ZM216 212H215V213H216ZM234 212H235V211H234ZM243 212H244V210H243ZM243 212H242V213H243ZM263 212H264V211H263ZM11 213H12V212H11ZM47 213H48V212H47ZM50 213H51V212H50ZM69 213H70V212H69ZM171 213H172V211H171ZM199 213H200V212H199ZM199 213H198V215H199ZM209 213H210V212H209ZM226 213H227V212H226ZM226 213H225V214H226ZM229 213H231V212H229ZM258 213H259V212H258ZM12 214H14V213H12ZM31 214H32V213H31ZM34 214H35V213H34ZM34 214H33V215H34ZM44 214H46V212L43 213V217H45ZM81 214H80V215H81ZM174 214H175V213H174ZM0 215H1V214H0ZM22 215H23V214H22ZM49 215H50V214H49ZM59 215H60V214H59ZM262 215H263V214H262ZM17 216H18V215H17ZM17 216H16V217H17ZM27 216H28V215H27ZM27 216H25V217H27ZM46 216L48 217L47 214H46ZM56 216H57V215H56ZM229 217H230V216H229ZM258 217H259V218H258ZM11 218H12V217H11ZM79 218H82V217H79ZM79 218H78V219H79ZM200 218H202V217L200 216ZM226 218H227V215H226ZM261 218L263 219V221H261ZM6 219H7V218H6ZM16 219H17V218H16ZM31 219H33V217H32ZM31 219H30V220H31ZM44 219H45V218H44ZM54 219L56 220L57 218H54ZM58 219H59V218H58ZM65 219H66V218H65ZM65 219H63V220H65ZM75 219H76V218H75ZM228 219H229V218H228ZM234 219H236V218H234ZM237 219H238V221H239L241 224H244L243 220L240 219V217H238ZM81 220H82V219H80V220H76V222H77V221H81ZM165 220H166V219H165ZM184 220H185V219H184ZM232 220H233V219H232ZM259 220H260L261 222H259ZM27 221H28V220H27ZM40 221H41V220H40ZM66 221H67V220H66ZM82 221H84V220H82ZM235 221H236V220H235ZM238 221H237V222H238ZM4 222H5V220H4ZM4 222H3V223H4ZM33 222H35L34 219H33ZM155 222H156V221H155ZM230 222H231V221H230ZM251 222L253 223V224H252L253 226H255V227H259V223H261V224L263 223V224H264V216L262 217L261 215H260V216H255V215H254V218L251 220ZM55 223H56V222H55ZM57 223H58V222H57ZM57 223H56V226H57ZM59 223H60V222H59ZM61 223H62V222H61ZM4 224H5V223H4ZM21 224H22V223H21ZM34 224H35V223H34ZM50 224H51V223H50ZM65 224H66V223H65ZM69 224H70V223H69ZM182 224H183V223H182ZM231 224H233V222H232ZM263 224H262V225H263ZM5 225H6V224H5ZM5 225H4V227H5ZM16 225H17V223H16ZM60 225H61V224H60ZM83 225H84V223H83ZM220 225H221V224H220ZM236 225H237V224H236ZM7 226H8V224H7ZM7 226H6V227H7ZM31 226H32V223H31ZM56 226H55V227H56ZM69 226H71V225H69ZM126 226H127V224H126ZM126 226H124V227H126ZM239 226H240V225H239ZM2 227H3V226H2ZM4 227H3V228H4ZM52 227H53V226H52ZM52 227H51V230H52ZM60 227H61V226H60ZM62 227H63V224H62ZM76 227H77V226H76ZM78 227H79V226H78ZM78 227H77V228H78ZM237 227H238V225H237ZM0 228H1V227H0ZM40 228H43V227L40 225ZM44 228H45V227H44ZM44 228H43V229H44ZM53 228H54V227H53ZM144 228H145V227H144ZM259 228L261 229V232H259V231L257 232V235L255 236V241H254V243H257V244H259V245H264V228H263V226H261V227H259ZM7 229H8V228H7ZM31 229H32V228H31ZM54 229H55V228H54ZM59 229H60V228H59ZM164 229H165V228H164ZM176 229H177V228H176ZM233 229H234V227H233ZM8 230H9V229H8ZM27 230H28V229H26L25 231H27ZM56 230H57V229H56ZM124 230H125V229H124ZM127 230H128V229H127ZM127 230H125V231H127ZM11 231H12V230H11ZM38 231H39V230H38ZM40 231H42V230H40ZM44 231H45V230H44ZM58 231H59V230H58ZM60 231H61V230H60ZM60 231H59V232H60ZM133 231H135V230H133ZM179 231H180V230H179ZM4 232H5V231H4ZM99 232H100V231H99ZM242 232H243V231H242ZM1 233H2V232H1ZM40 233H41V232H40ZM44 233H45V232H44ZM62 233H63V232H62ZM65 233H66V232H65ZM71 233H72V232H71ZM125 233H126V232H125ZM63 234H64V233H63ZM160 234H161V232H160ZM220 234H221V233H220ZM6 235H7V234H5V237H4V238H6ZM65 235H66V234H65ZM112 235H113V234H112ZM118 235H119V234H118ZM0 236H1V234H0ZM7 236H8V235H7ZM25 236H26V235H25ZM48 236H49V235H48ZM50 236L52 237V235H50ZM234 236H235V235H234ZM15 237H16V236H15ZM17 237H18V236H17ZM68 237H69V236H68ZM115 237H116V236H115ZM176 237H177V235H176ZM1 238H2V236H1ZM1 238H0V239H1ZM8 238H9V237H8ZM41 238H42V237H41ZM47 238H48V237H47ZM47 238L45 237V240H46ZM60 238H61V237H60ZM227 238H228V237H227ZM17 239H18V238H17ZM20 240H21V239H19V241H20ZM48 240H49V238H48ZM52 240H53V239H52ZM244 240H245V239H244ZM3 241H4V240H3ZM3 241H2V242H3ZM15 241H16V240H15ZM17 241H18V240H17ZM17 241H16V243H17ZM21 241H23V240H21ZM49 241H51V238H50ZM56 241H57V240H56ZM60 241H61V240H60ZM107 241H108V240H107ZM161 241H162V240H161ZM163 241H164V240H163ZM169 241H170V240H169ZM169 241H168V242H169ZM215 241H216V240H215ZM42 242H43V241H42ZM57 242H59V241H57ZM164 242H166V241H164ZM223 242H225V241H223ZM241 242H242V241H241ZM21 243H22V242H21ZM24 243H25V242H24ZM38 243H39V242H38ZM46 243H47V242H46ZM158 243H159V242H158ZM218 243L220 244V242H218ZM243 243H244V242H243ZM52 244H53V242L51 243V245H52ZM54 244L56 245V243H54ZM228 244H230V243H228ZM24 245H25V244H24ZM45 245L48 246V244H45ZM55 245H54V246H55ZM66 245H67V244H66ZM66 245H65V246H66ZM20 246H21V245H20ZM69 246H70V245H69ZM69 246H68V247H69ZM198 246H199V245H198ZM198 246H197V247H198ZM22 247H23V245H22ZM45 247H46V246H45ZM49 247H50V246H49ZM68 247H67V248H68ZM223 247H224V245H223ZM24 248H25V246H24ZM24 248H23V249H24ZM55 248H56V246H55ZM225 248H226V247H225ZM225 248H224V249H225ZM13 250H14V249H13ZM119 250H120V249H119ZM219 250H222V249H219ZM214 251H215V250H214ZM0 252H1V250H0ZM173 252H174V251H173ZM211 252H212V251H211ZM57 253H58V252H57ZM107 253H108V252H107ZM121 253H122V252H121ZM129 253H130V252H129ZM174 253H175V252H174ZM4 254H5V253H4ZM7 254H8V253H6V255H7ZM42 254H43V253H42ZM67 254H69V253H67ZM190 255H191V254H190ZM62 256H63V255H61V257H62ZM66 256H68V255H66ZM37 257H38V256H37ZM122 257H124V256H122ZM173 257H175V256H173ZM107 259H108V258H107ZM260 259H261V258H260ZM36 260H37V259H36ZM62 260H63V259H62ZM68 260H69V259H68ZM71 260H72V259H71ZM108 260H109V259H108ZM116 260H117V259H116ZM118 260H119V259H118ZM208 260H209V259H208ZM95 261H97V260H95ZM103 261H106V260H103ZM101 262H102V261H101ZM61 263H62V262H61ZM110 263H111V262H110ZM0 264H12V263H11L10 261H8V260H4V259L0 258ZM66 264H67V263H66ZM107 264H108V263H107Z\"/></svg>",
	"mask_w": 264,
	"mask_h": 264
}]
</instances>
